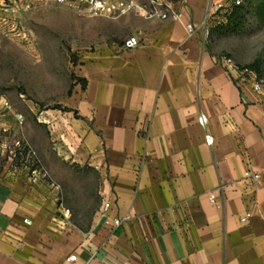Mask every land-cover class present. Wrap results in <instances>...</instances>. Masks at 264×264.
I'll list each match as a JSON object with an SVG mask.
<instances>
[{
	"label": "crops",
	"instance_id": "0c3cea01",
	"mask_svg": "<svg viewBox=\"0 0 264 264\" xmlns=\"http://www.w3.org/2000/svg\"><path fill=\"white\" fill-rule=\"evenodd\" d=\"M168 1L196 25L228 3ZM100 24L141 44L125 49L108 29L79 60L85 87L70 111L43 117L61 158L98 170L111 222L100 204L89 228L74 226L53 190L0 158V264H264V95L252 77L179 22L129 13ZM248 170L260 175L255 187Z\"/></svg>",
	"mask_w": 264,
	"mask_h": 264
},
{
	"label": "rangeland",
	"instance_id": "374dc122",
	"mask_svg": "<svg viewBox=\"0 0 264 264\" xmlns=\"http://www.w3.org/2000/svg\"><path fill=\"white\" fill-rule=\"evenodd\" d=\"M101 19L51 1L0 19V158L10 157L12 168H26L53 190L60 206L70 210L71 224L83 230L102 204L100 174L59 156L50 120L43 115L70 111L67 103L75 86L85 84L78 76L84 53L94 51L110 31L125 40L120 27L115 31L100 24ZM217 25L203 32L209 52L231 59L247 77L253 72L264 81V24L252 13L240 33H222ZM252 63L257 68H249Z\"/></svg>",
	"mask_w": 264,
	"mask_h": 264
},
{
	"label": "built area",
	"instance_id": "2783aa9c",
	"mask_svg": "<svg viewBox=\"0 0 264 264\" xmlns=\"http://www.w3.org/2000/svg\"><path fill=\"white\" fill-rule=\"evenodd\" d=\"M51 1L57 5L69 6L85 12L87 15L94 18H118L129 13H135L145 19L149 20H171L179 22L184 25L186 32L189 35H193L198 31L208 32V28L214 23L218 25L226 22V15L234 5H241L243 0H228V3H216L210 5L207 9L206 15L200 24H190L184 21V12L181 8H176L168 0H147L142 3L139 0H0V19L5 21L10 14H15L21 11H25L32 6ZM221 19V20H220ZM141 44V40L137 36H130L124 42L125 49H132L138 47ZM226 62L233 66L232 60L227 59ZM252 73V86L253 89L262 95H264V81L256 77L255 73ZM5 105H8L4 101ZM198 123L202 127H206L208 124V117L205 113L201 112L198 116ZM205 140L208 144H212L213 138L210 134L205 135ZM246 178L249 181L250 186H257L260 175L254 173L251 170L246 172ZM221 198L223 195H219ZM219 197L215 191L209 192V200L216 206L221 208L222 202L218 201ZM110 210V202L104 201L101 205V214L107 217V223L111 222L108 218ZM247 217H243L242 221H246ZM113 224L119 225L121 220L118 218L113 219ZM24 223L30 225L31 221L24 219ZM68 261H75L76 255H70L67 258Z\"/></svg>",
	"mask_w": 264,
	"mask_h": 264
},
{
	"label": "trees",
	"instance_id": "16d2710c",
	"mask_svg": "<svg viewBox=\"0 0 264 264\" xmlns=\"http://www.w3.org/2000/svg\"><path fill=\"white\" fill-rule=\"evenodd\" d=\"M252 13L256 15L258 21L264 24V0H243L241 5L232 6L226 15V22L217 25V29L225 34L240 33L245 29L248 16ZM248 67L257 68V64L252 63Z\"/></svg>",
	"mask_w": 264,
	"mask_h": 264
}]
</instances>
